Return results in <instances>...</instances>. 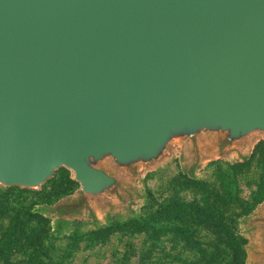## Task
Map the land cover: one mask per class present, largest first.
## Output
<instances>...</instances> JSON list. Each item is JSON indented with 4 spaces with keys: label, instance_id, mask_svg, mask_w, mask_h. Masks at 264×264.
<instances>
[{
    "label": "water",
    "instance_id": "1",
    "mask_svg": "<svg viewBox=\"0 0 264 264\" xmlns=\"http://www.w3.org/2000/svg\"><path fill=\"white\" fill-rule=\"evenodd\" d=\"M264 140V0H0V184L79 188L57 219L133 202L179 151L195 171ZM249 264H264V204Z\"/></svg>",
    "mask_w": 264,
    "mask_h": 264
},
{
    "label": "rangeland",
    "instance_id": "2",
    "mask_svg": "<svg viewBox=\"0 0 264 264\" xmlns=\"http://www.w3.org/2000/svg\"><path fill=\"white\" fill-rule=\"evenodd\" d=\"M129 182L133 202L95 219L46 213L79 188L64 168L39 191L0 184V264H249L264 140L195 171L172 150Z\"/></svg>",
    "mask_w": 264,
    "mask_h": 264
},
{
    "label": "trees",
    "instance_id": "3",
    "mask_svg": "<svg viewBox=\"0 0 264 264\" xmlns=\"http://www.w3.org/2000/svg\"><path fill=\"white\" fill-rule=\"evenodd\" d=\"M11 188H13V187H11ZM21 190V189H20ZM28 191H30V190H28ZM240 241H241V239H240Z\"/></svg>",
    "mask_w": 264,
    "mask_h": 264
}]
</instances>
